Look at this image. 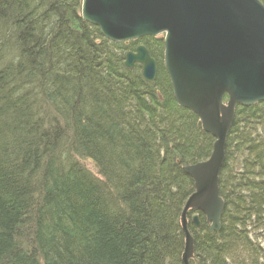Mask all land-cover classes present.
<instances>
[{
    "label": "trees",
    "instance_id": "trees-1",
    "mask_svg": "<svg viewBox=\"0 0 264 264\" xmlns=\"http://www.w3.org/2000/svg\"><path fill=\"white\" fill-rule=\"evenodd\" d=\"M81 5L0 0V264H183L184 167L216 139L177 102L162 38L140 40L148 82ZM219 187L218 232L188 213L190 264H264V102L236 109Z\"/></svg>",
    "mask_w": 264,
    "mask_h": 264
},
{
    "label": "water",
    "instance_id": "water-1",
    "mask_svg": "<svg viewBox=\"0 0 264 264\" xmlns=\"http://www.w3.org/2000/svg\"><path fill=\"white\" fill-rule=\"evenodd\" d=\"M82 18L101 34L123 42L162 36L164 65L177 102L200 117L199 126L215 137L207 160L184 171L194 180V192L182 212L185 233L183 264H190L192 222L201 227L204 214L211 231L221 229L225 202L220 174L226 162L227 139L239 106L264 102V3L261 0H82ZM142 66L153 82L157 62L139 45L126 54L125 66ZM228 97L225 102V97Z\"/></svg>",
    "mask_w": 264,
    "mask_h": 264
},
{
    "label": "flooded vegetation",
    "instance_id": "flooded-vegetation-1",
    "mask_svg": "<svg viewBox=\"0 0 264 264\" xmlns=\"http://www.w3.org/2000/svg\"><path fill=\"white\" fill-rule=\"evenodd\" d=\"M145 37H151V36H145ZM145 37H142V38H145ZM152 37H156V38H162V36H152ZM142 38H139V39H135V40H130V41H127V45L129 44L130 46H132V50H130V51H128V52H133V51H135L136 50V48L139 46V45H144V46H146L145 44H143V43H141L140 42V40L142 39ZM163 39V38H162ZM125 43V42H124ZM134 45H136V46H134ZM127 52V53H128Z\"/></svg>",
    "mask_w": 264,
    "mask_h": 264
},
{
    "label": "bare ground",
    "instance_id": "bare-ground-1",
    "mask_svg": "<svg viewBox=\"0 0 264 264\" xmlns=\"http://www.w3.org/2000/svg\"><path fill=\"white\" fill-rule=\"evenodd\" d=\"M100 33H101V32H100ZM124 42L127 43V41H123V43H124Z\"/></svg>",
    "mask_w": 264,
    "mask_h": 264
}]
</instances>
